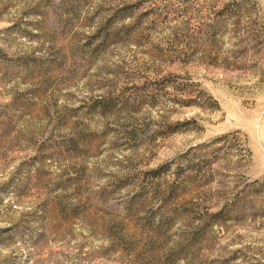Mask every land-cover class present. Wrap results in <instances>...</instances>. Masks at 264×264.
<instances>
[{
	"label": "rangeland",
	"instance_id": "obj_1",
	"mask_svg": "<svg viewBox=\"0 0 264 264\" xmlns=\"http://www.w3.org/2000/svg\"><path fill=\"white\" fill-rule=\"evenodd\" d=\"M0 264H264V0H0Z\"/></svg>",
	"mask_w": 264,
	"mask_h": 264
},
{
	"label": "trees",
	"instance_id": "obj_2",
	"mask_svg": "<svg viewBox=\"0 0 264 264\" xmlns=\"http://www.w3.org/2000/svg\"><path fill=\"white\" fill-rule=\"evenodd\" d=\"M229 136H230L229 134L221 135V136L215 138L214 140H212L210 143L203 144V145L199 146V149H201V148L205 149L207 147L209 148V147L215 146L216 144H219L221 142L227 141Z\"/></svg>",
	"mask_w": 264,
	"mask_h": 264
}]
</instances>
